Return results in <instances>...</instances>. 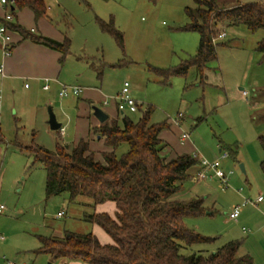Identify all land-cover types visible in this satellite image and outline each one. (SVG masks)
Returning <instances> with one entry per match:
<instances>
[{"label": "rangeland", "instance_id": "rangeland-1", "mask_svg": "<svg viewBox=\"0 0 264 264\" xmlns=\"http://www.w3.org/2000/svg\"><path fill=\"white\" fill-rule=\"evenodd\" d=\"M44 1V19L62 31L64 37L68 36L71 46L61 61V86L50 91L38 86L29 97L31 81L20 80L15 93L12 92L15 102L5 103L0 119V163L5 165L0 204L6 208L0 213V234L6 241L0 242V255L19 264H48L47 254L32 252L39 245V236H60L65 230L91 231L93 223L86 221L84 214L95 212L97 204L84 195L72 199L69 192L47 196L46 170L41 162L34 161L28 147L38 144L55 150L63 138L70 144L68 149L73 148L77 119H83L80 103L86 100L83 92L61 96L64 84L98 86L111 97L117 96L125 81H129L139 106L137 111L126 110L125 114L138 120L151 106L152 123L170 124L164 137L171 150L199 159H220L222 168L232 171L229 186L223 187L211 171L209 178L196 180L198 164L191 170L192 178L183 183L180 198L203 197L213 211L185 219L188 226L214 238L196 249L214 251L231 240H239V254L249 253L253 264H264V200L254 203L259 195L264 197V174L260 167L264 153L259 140L264 134V53L258 50L264 29L252 31L243 24L220 25L227 35L218 39L217 58L206 65L203 75L191 67L186 75L165 79L154 68L178 66L199 48V32L182 29L189 20L186 7H194L195 0ZM225 1L234 4L238 0H219L220 4ZM98 18L114 22L124 35L123 46L102 30ZM26 82L30 88L25 86ZM96 105L117 115L114 119L122 124V113L113 100ZM50 107L64 125L63 130L50 127ZM65 130L67 134L62 133ZM182 132L189 133L184 142L180 140ZM91 138L92 148L101 158L105 144L98 135ZM126 149L123 144L117 152L121 154ZM224 152L229 156L222 158ZM164 153L169 158L175 156L168 149ZM246 200L240 216L230 218L234 206ZM59 211L65 213L58 214ZM244 226L247 230H243ZM253 234L259 237L257 244L250 240Z\"/></svg>", "mask_w": 264, "mask_h": 264}, {"label": "trees", "instance_id": "trees-1", "mask_svg": "<svg viewBox=\"0 0 264 264\" xmlns=\"http://www.w3.org/2000/svg\"><path fill=\"white\" fill-rule=\"evenodd\" d=\"M24 7L31 8L36 18L47 12L44 0H16L11 13ZM186 14L189 20L182 29L199 32V48L195 55L178 66L154 68L155 73L165 79L186 75L191 67H196L203 75L206 65L217 58L220 25L243 24L252 31L264 29V0H238L232 6L220 4L219 0H195L194 7H186ZM3 19V24L20 30L26 38L61 51V60L70 50L68 36L59 41L31 33ZM97 20L103 31L124 45V35L113 21ZM258 50L264 53V37L258 43ZM152 111L151 106L147 107L138 120L122 112V124L115 119L112 123L93 127L106 147L101 151V158L88 138L80 139L71 150L60 141L55 150L38 144L28 147L34 154V161L41 162L46 170L47 196L69 192L72 199L84 195L92 198L95 205L111 200L118 206L116 217L107 212L84 214L86 221L100 225L112 237L111 243H102L92 231H66L63 237L39 236L41 245L36 253L88 264L254 263L249 253L239 254V240H231L214 251L196 249L197 245L209 243L214 238L188 226L185 219L204 215L210 209L203 197L185 200L178 194L184 181L192 178L191 170L200 161L190 153L172 158L164 153L166 144L161 132L170 124L167 121L152 123ZM259 140L264 153V134ZM123 144L127 149L118 154ZM260 167L264 174V155Z\"/></svg>", "mask_w": 264, "mask_h": 264}, {"label": "crops", "instance_id": "crops-1", "mask_svg": "<svg viewBox=\"0 0 264 264\" xmlns=\"http://www.w3.org/2000/svg\"><path fill=\"white\" fill-rule=\"evenodd\" d=\"M240 1L243 2L242 0ZM236 3L227 4V2L225 1L224 5L232 6L235 5ZM8 13H11V7H7L0 3V25L3 24L2 19ZM11 14H12V19L9 22L14 24H19L26 30L30 31L31 33L45 35L59 41H63L65 38L64 33L54 28L50 23H48V21L44 19L43 16L40 18H36L34 11L29 7L15 9L14 12ZM8 28H9L8 34L11 36V41L13 46L12 53L10 55L4 54L3 47L5 42L3 37L0 35V89H1L0 98L2 101V106L0 107V119H2V114L5 109V103L10 100H12L11 101L12 103L15 102L14 96L12 97V92L15 93V88L20 80L31 81V85L33 86V89L31 92L27 93V96L31 97L32 93H35L38 86L43 87V89L46 91H50L57 88L58 86H61L60 77H61V71L63 69L61 64L62 61L61 51L46 46L44 44L36 43L32 41L30 38H26L25 35L20 30L12 29L9 26ZM1 67L3 68V71L1 70ZM47 83L50 84V88L48 89L44 87ZM25 86L27 88L31 87L28 86L27 82L25 83ZM82 92H81L83 94L82 97L86 101L80 103L79 113H81L80 115L83 117V119H77L76 142L73 143L76 144L80 139L88 138L93 144L91 137L93 135H96L93 130V127L100 126L101 124L106 122L112 123L115 120L114 117L117 116L115 114L114 115L110 114L109 110L100 106L108 114V118L105 121L101 122L94 115L93 106L96 105L97 103H102V102L103 104L104 103L108 104L110 102V99L113 100L117 106V99L116 96L107 97L106 95H104L102 92V88L98 86L82 87ZM131 94H132V90H131ZM82 112L84 113L86 112V114L83 115ZM120 113L122 112L120 111ZM63 126L64 125L62 124L61 128H63ZM164 130H162L161 132V138L164 140V143L166 144L165 148L168 149V153L171 152L173 155L185 153V152L174 151V149L171 150L170 142L166 139V137H164ZM64 132L67 134V130L62 131V133ZM99 138L100 137L98 135V139ZM187 139L188 138L182 139V134H181L180 140L182 142H184ZM62 142L66 145V147H70V144L65 142L63 138H62ZM4 172H5V165H2L1 162L0 189H1V185H3L4 182ZM95 209H96L95 212H107L112 217H116L118 206L115 201L109 200L97 204ZM210 211L206 214H213V211L212 213ZM60 212L61 211H59L58 214H60ZM255 225L259 226V223L256 222ZM243 230H247V228H245L244 226ZM66 231H70V230H65L64 232H62L60 236H55V235H51V236L63 237ZM91 231L104 244L111 243L113 241L112 237L100 225L96 223H93ZM250 240L253 244H257V241L258 242L260 241L257 234H253ZM4 241H6V237L5 239H0V242H4ZM40 245L41 243L39 240V245L35 247L34 251L32 250V252H35V250L39 248ZM36 254H40V253H36ZM44 254H47L49 256L48 264H54L59 260V259H55L49 253H44ZM69 264H88V263L70 260Z\"/></svg>", "mask_w": 264, "mask_h": 264}, {"label": "built area", "instance_id": "built-area-1", "mask_svg": "<svg viewBox=\"0 0 264 264\" xmlns=\"http://www.w3.org/2000/svg\"><path fill=\"white\" fill-rule=\"evenodd\" d=\"M16 0H0V3L7 6V7H12L13 5H15ZM6 20H11L12 19V14L8 13L5 16ZM8 26L6 24H1L0 25V35L3 37L4 39V54L5 55H10L12 53V41H11V36L8 34ZM226 37V32L224 30H222L218 36L217 39L219 38H224ZM1 70L3 71V68L1 67ZM46 89L50 88V84L47 83L44 86ZM1 92V89H0ZM82 92V87L80 86H72V85H66L64 84L62 86V89L60 91V95L61 96H66L69 94H75V95H79ZM243 94L246 95L247 92L244 90ZM117 99V106H118V110L121 112H124L126 110H129L131 112H135L138 110V102L137 100L132 96L131 94V89H130V83L129 81H125L122 90L120 91V93L116 96ZM2 106V101L0 98V107ZM61 130H63V128H61ZM189 138V133L187 132H183L182 133V139H186ZM196 157V155H194ZM228 153L224 152V154L222 155V158H226L228 157ZM199 159V158H198ZM200 170L197 172L195 179L196 180H205L207 178H209L210 175H208L209 171H211L213 174L211 176H214L216 178H218L221 182V185L223 187H227L229 186V180H230V175L232 173L231 172H226L223 168H222V161L220 159H217L215 161H211L208 160L207 158H200ZM264 199V197L262 195H259L254 203H258L261 202ZM250 201V200H249ZM247 203V200L244 201L241 205H235L233 210L229 213V217L233 218V219H237L240 216L241 213V207ZM5 205L4 204H0V212H3V210L5 209ZM64 211H61L60 214H64ZM0 239H5V236L0 234ZM0 262H5L6 264H19L16 261H12L10 260L6 255H0ZM54 264H69L68 260H60L58 262H55Z\"/></svg>", "mask_w": 264, "mask_h": 264}, {"label": "water", "instance_id": "water-1", "mask_svg": "<svg viewBox=\"0 0 264 264\" xmlns=\"http://www.w3.org/2000/svg\"><path fill=\"white\" fill-rule=\"evenodd\" d=\"M94 109V115L101 121H105L108 118V114L100 107L97 105L93 106ZM50 118H49V123L50 127L54 130L61 129L62 123L58 121L56 114L54 113L53 109L50 107ZM240 167L242 171H246L245 166L243 163L240 164Z\"/></svg>", "mask_w": 264, "mask_h": 264}]
</instances>
